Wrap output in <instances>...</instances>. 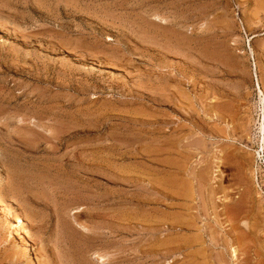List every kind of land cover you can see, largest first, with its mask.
<instances>
[{
    "label": "rangeland",
    "instance_id": "1",
    "mask_svg": "<svg viewBox=\"0 0 264 264\" xmlns=\"http://www.w3.org/2000/svg\"><path fill=\"white\" fill-rule=\"evenodd\" d=\"M258 91L264 0H0V264H264Z\"/></svg>",
    "mask_w": 264,
    "mask_h": 264
},
{
    "label": "bare ground",
    "instance_id": "2",
    "mask_svg": "<svg viewBox=\"0 0 264 264\" xmlns=\"http://www.w3.org/2000/svg\"><path fill=\"white\" fill-rule=\"evenodd\" d=\"M259 92V96L261 95V93H260V91H258ZM259 100L261 101V102H263L264 103V98H263V96L261 95L260 96V98H259ZM264 109V108H263ZM262 109V110H263ZM261 131H263L264 129H263V127H261ZM264 135V134H263ZM263 141V140H262ZM49 142V141H48ZM50 143H51V141H50ZM59 145V144H58ZM264 145V144H263ZM54 150V149H53ZM83 156V155H82ZM174 160V159H173ZM220 160V159H219ZM223 160V159H222ZM240 160V159H239ZM78 161V160H77ZM106 162V161H105ZM185 171V170H184ZM197 175V174H196ZM189 176V175H188ZM187 176V177H188ZM44 179V178H43ZM196 179V181L197 182H200V183H205V181H206V179H205V177H204V175H199L197 178H195ZM199 183V184H200ZM13 186H15V185H13ZM176 189H177V196H178V198L180 199V201L181 202H184V201H186L188 198H189V193H190V190L191 191H194V184H193V179L192 180H190V182H188V183H186L183 179H181V181H179V182H177L176 183ZM9 190H11V192L13 193V191L15 192L16 191V189H14V188H12V189H9ZM164 190V189H163ZM10 192V191H9ZM43 192V191H42ZM193 194V193H192ZM174 196V195H173ZM191 198H192V196H191ZM198 199V198H197ZM211 205V204H210ZM233 205V204H232ZM237 205V204H236ZM183 207V206H182ZM202 207V206H201ZM248 207V206H247ZM204 209V208H203ZM252 209V208H251ZM0 211H2V213H3V209L0 207ZM66 212V211H65ZM5 213H6V216H7V220H6V222H7V224L9 225V228L11 229V231L15 234V235H17V237L18 238H20V237H23V233H24V228H23V221L21 220V219H19V218H17V217H15L14 216V214H12L11 213V210H6L5 211ZM136 214V213H135ZM134 214V215H135ZM237 216V215H236ZM244 218V217H243ZM185 222H188L187 220H185ZM184 222V220L183 219H181L180 220V229H179V231L180 232H188L189 231V229L188 228H191L188 224H186ZM247 222V221H246ZM246 222H244V221H241V223L242 224H244V225H246ZM64 224V223H63ZM198 224V223H197ZM66 225V224H65ZM63 225H61V227H62ZM67 227V226H66ZM69 227V226H68ZM204 227H205V225H204ZM64 228V227H63ZM177 228V227H176ZM65 229H67V228H65ZM64 230V229H63ZM66 231V230H65ZM212 236V235H211ZM86 237V236H85ZM210 237V236H209ZM208 237V238H209ZM238 238V237H237ZM186 242L187 243H185V244H189V245H191L192 244V240L191 239H187L186 240ZM30 246H28V244H26V250H29L28 248H29ZM188 249V248H187ZM184 246H180V249H179V252H180V254L181 255H183V252H184ZM28 253V252H27ZM31 253V252H30ZM230 258H231V260H235L236 259V257H237V251H236V249L235 248H231V251H230ZM189 254V253H188ZM187 255V254H186ZM190 255V254H189ZM195 256V255H194ZM187 257H189V256H187ZM190 259V258H189ZM101 261H102V259H101ZM190 261V260H189ZM100 262V261H99ZM221 262H222V260H221ZM198 263V262H197ZM216 263V262H215ZM29 264H32V260L29 258ZM178 264H180V263H178ZM190 264H192V263H190ZM200 264V263H199ZM225 264V263H224Z\"/></svg>",
    "mask_w": 264,
    "mask_h": 264
}]
</instances>
